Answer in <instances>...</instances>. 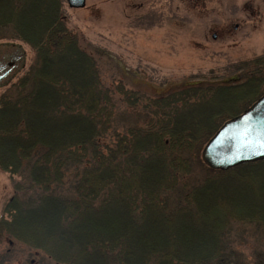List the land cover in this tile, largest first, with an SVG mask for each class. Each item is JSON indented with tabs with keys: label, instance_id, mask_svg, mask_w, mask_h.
Instances as JSON below:
<instances>
[{
	"label": "trees",
	"instance_id": "16d2710c",
	"mask_svg": "<svg viewBox=\"0 0 264 264\" xmlns=\"http://www.w3.org/2000/svg\"><path fill=\"white\" fill-rule=\"evenodd\" d=\"M16 41L34 59L0 95V170L13 188L1 235L59 264H264V249L246 258L228 233L264 230V160L223 171L201 159L264 93V55L239 62L236 83L151 97L103 81L106 54L68 29L64 0H0V43ZM120 105L144 121L115 127Z\"/></svg>",
	"mask_w": 264,
	"mask_h": 264
},
{
	"label": "rangeland",
	"instance_id": "374dc122",
	"mask_svg": "<svg viewBox=\"0 0 264 264\" xmlns=\"http://www.w3.org/2000/svg\"><path fill=\"white\" fill-rule=\"evenodd\" d=\"M64 13L69 30L106 54L98 58L104 82L118 80L151 97L195 83H236L247 72L233 68L264 55V0H86L83 8H70L64 0ZM23 46L25 67L8 85L33 62V50ZM144 117L120 105L115 127ZM11 182V174L0 170V218L13 195ZM253 226L228 227L233 244L249 259L264 249L263 227L258 233ZM0 264L59 263L0 234Z\"/></svg>",
	"mask_w": 264,
	"mask_h": 264
},
{
	"label": "water",
	"instance_id": "95a60500",
	"mask_svg": "<svg viewBox=\"0 0 264 264\" xmlns=\"http://www.w3.org/2000/svg\"><path fill=\"white\" fill-rule=\"evenodd\" d=\"M70 8H83L86 0H66ZM21 43H0V88L25 67ZM211 169L229 170L244 163L264 160V94L245 112L225 121L202 150Z\"/></svg>",
	"mask_w": 264,
	"mask_h": 264
}]
</instances>
